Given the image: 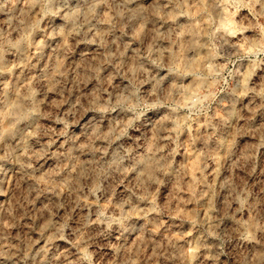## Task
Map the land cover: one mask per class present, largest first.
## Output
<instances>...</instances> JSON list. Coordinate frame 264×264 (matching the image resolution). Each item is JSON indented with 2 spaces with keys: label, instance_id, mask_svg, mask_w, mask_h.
Listing matches in <instances>:
<instances>
[{
  "label": "rangeland",
  "instance_id": "1",
  "mask_svg": "<svg viewBox=\"0 0 264 264\" xmlns=\"http://www.w3.org/2000/svg\"><path fill=\"white\" fill-rule=\"evenodd\" d=\"M125 1L51 0L39 27L11 31L7 45L0 11V264H244L262 254L243 237L264 228V51L251 27L221 39L254 10ZM13 2L20 16L29 0ZM69 10L88 16L79 33L69 34ZM140 155L157 158L154 175ZM114 217L124 225L108 229Z\"/></svg>",
  "mask_w": 264,
  "mask_h": 264
},
{
  "label": "clouds",
  "instance_id": "2",
  "mask_svg": "<svg viewBox=\"0 0 264 264\" xmlns=\"http://www.w3.org/2000/svg\"><path fill=\"white\" fill-rule=\"evenodd\" d=\"M233 8H250L253 11L251 17H245L241 20L233 19L231 26L227 29L226 34L221 37L224 44H230V41L233 38L240 39L242 38V34L248 31V28H253L254 35L257 38V43L261 44L259 51H264V31L260 29H264V0H235V2L230 5ZM16 8V3L13 0H0V11L7 10L9 13L8 19L4 21V25L8 26L9 31L5 32V45L9 42L7 40V36L11 31H16L19 28H24L27 26L29 33L32 29L39 27L40 20L47 17L51 12V0H29V2L25 5V10L20 16L12 15L11 12ZM39 9L35 13L36 20L32 22V14L34 9ZM60 10L57 9L56 13H52L53 15L59 14ZM69 22L73 25L71 34H76L81 32L86 28L89 24L88 16L85 15L84 12H72L69 10L67 17ZM16 21L19 23L17 24ZM91 29H88L90 31ZM20 41H16L12 46L15 47L19 44ZM250 43V42H249ZM178 127V126H177ZM246 193L240 192L238 195L233 196V200L237 201L241 208L245 205ZM240 210V209H238ZM107 223V228L111 229L114 224L123 226L124 220L123 218H110L105 221ZM257 231L264 232V228L254 229L252 233L243 237L245 240L255 241L256 245L261 249L262 254L258 257L248 256L244 259V264H264V236H261L259 239L255 234ZM90 260L91 257H88Z\"/></svg>",
  "mask_w": 264,
  "mask_h": 264
},
{
  "label": "bare ground",
  "instance_id": "3",
  "mask_svg": "<svg viewBox=\"0 0 264 264\" xmlns=\"http://www.w3.org/2000/svg\"><path fill=\"white\" fill-rule=\"evenodd\" d=\"M122 1H123V0H122ZM127 1H128V0H127ZM127 1H125V2H127ZM131 1H132V0H131ZM129 5H130V4H129ZM129 8H130V10H131V7H129ZM133 8H134V7H133ZM133 8H132V10L130 11V13H129V12H128V13L130 14V16H132V18H133V17H136V18H137V16L140 14V10L138 9V7H137V8H134V9H133ZM220 13H221V12H220ZM222 13H223V12H222ZM2 17H3V16H2ZM128 17H129V16H128ZM138 17H139V16H138ZM5 18H6V16H5ZM5 18H4V19H5ZM130 18H131V17H130ZM65 19H66V18H65ZM224 22L226 23V21H223V22L221 23L222 27H224L223 25H225ZM70 26H71V25H70ZM226 29H227V28H226ZM59 30H60V29H59ZM222 30L224 31V29H222ZM192 31H193V30H192ZM58 32H59V31H58ZM60 32H61V31H60ZM60 32H59V33H60ZM192 35H193V34H192ZM192 37H193V36H192ZM13 48H14V47H13ZM15 50L17 51V49H15ZM2 61H3V57L0 55V64L2 63ZM46 72H47V71H46ZM42 74H43V73H42ZM47 75H48V74H47ZM45 76H46V75H45ZM39 77H40V76H39ZM46 77H47V76H46ZM46 77H44L43 79L46 80V79H45ZM47 78H48V77H47ZM36 79H37V77H36ZM40 79H41V78H40ZM41 80H42V79H41ZM41 82H42V81H41ZM44 83H45V82H44ZM48 83H49V81H48ZM45 84H46V83H45ZM42 85H43V84H42ZM29 91H30V90H29ZM25 94H27V95H25V96H30L32 93L29 94L28 91H27ZM33 95H34V94H33ZM33 95H32V96H33ZM25 96H24V99L21 98V99L16 103L15 108L18 109L19 111H20L21 108L23 107L22 103H24ZM30 97H31V96H30ZM26 98H27V97H26ZM28 98H29V97H28ZM28 98H27V99H28ZM27 99H26V100H27ZM30 99H32V97H31ZM30 99H29V100H30ZM29 100H27V101L29 102ZM222 121L225 122V120H222ZM224 122H223V123H224ZM227 122H228V121H227ZM225 123H226V122H225ZM225 123H224V124H225ZM224 124H223V125H224ZM227 124H228V123H227ZM225 125H226V124H225ZM224 129H226V128H224ZM146 153H148V152H146ZM143 154H144V153H143ZM227 154H228V153H227ZM227 156H229V155H227ZM116 157H117V156H116ZM150 157H151V156H150ZM150 157H148V155H147V156H143V157H141V155H140V156H139V159L137 158V159H138V160H137L138 163H136L137 166H138V164L140 165L139 167H141V170L143 171V173H145V174L148 175L149 177L152 176V175H154V171H155L157 165H160V163H159L158 161L155 160V159H157L156 157H155V159H152V158H150ZM152 157H153V156H152ZM117 158H118V157H117ZM225 158H226V157H225ZM111 159L113 160V157H112ZM158 160H159V158H158ZM224 160H225V159H224ZM114 161H115V160H114ZM117 161H118V159H117ZM164 162H165V161H164ZM112 163H113V162H112ZM115 163H116V162H115ZM162 163H163V161H162ZM116 164H117V163H116ZM116 164H115V165H116ZM165 164H166V163H165ZM111 165H112V164H111ZM79 166H80V165H79ZM117 166H118V165H117ZM117 166H115V167H117ZM167 166H168V165H167ZM167 166H165V167L167 168ZM158 167H159V166H158ZM158 167H157V168H158ZM162 167H163V166H162ZM162 167H161V169H163ZM80 168H81V167H80ZM166 168H164V169H166ZM158 169H159V168H158ZM166 170H167V169H166ZM212 171L214 172V170H212ZM155 172H156V171H155ZM217 172H218V171H217ZM212 174H213V173H212ZM214 174H215V173H214ZM216 174H217V173H216ZM218 175H219V174H218ZM215 176H216V175H215ZM213 177H214V176H212V179H213ZM151 178H152V177H151ZM253 178H254V176H253ZM152 179H153V178H152ZM214 180H215V179H214ZM215 182H216V180H215ZM209 194H210V193H209ZM209 194H208V201H209V199L212 197V196H211V197L209 198ZM206 196H207V194H206ZM202 198H203V197H202ZM203 199H204V198H203ZM206 199H207V197H206ZM206 199H205V200H206ZM212 199H213V198H212ZM205 200H204V202H208V201H205ZM210 200H211V199H210ZM91 203H92V202H91ZM80 204H81V203H80ZM83 204H84V203H83ZM78 205H79V204H78ZM88 205H90V203H89V204H85L86 207H87ZM92 205H93V204H92ZM205 205H207V204L205 203ZM209 205L212 206V204H209V203H208L207 207H205L206 210H204L206 213H208L207 210H210V209H209ZM81 206H82V205H81ZM78 207H80V206H78ZM94 207H95V206H94ZM94 207H93V208H94ZM236 207H237V206H236ZM210 208H211V207H210ZM87 209H88V207H87ZM87 209H86V210H87ZM234 209H236V208H234ZM251 209H252V208H251ZM211 210H212V209H211ZM211 210H210V211H211ZM204 211H203V212H204ZM84 212H85V211H84ZM207 215H208V214H207ZM228 216H229V215H228ZM230 217H231V216H230ZM232 217H235V216L232 215ZM208 218H209V217H208ZM227 219H228V218H227ZM234 219H235V218H234ZM84 220H85V219H84ZM84 220H83V221H84ZM206 220H207V219H206ZM229 221H230V220H229ZM88 222H89V221H88ZM229 223L231 224V227H232V225H234L235 222L232 220V221H230ZM229 223H228V224H229ZM237 223H239V222H237ZM83 224H84V223H83ZM90 224H91V223H90ZM251 224H254L253 221H251ZM92 225H93V224H92ZM94 225H95V224H94ZM98 225H99V224H98ZM98 225H97V226H98ZM241 225H242V224H241ZM95 226H96V225H95ZM234 227H235V226H234ZM234 227H232V228H234ZM232 228H231V229H232ZM237 228H238V227H237ZM237 228H236V229H237ZM233 230H234V229H233ZM242 231H243V230H242ZM237 232H238V229H237ZM237 232H235V233H237ZM237 234H240V233H237ZM238 236H241V235H238ZM244 241H246V240H244ZM242 242H243V241H242ZM245 243H248V241H246ZM250 243L253 244V241L250 242ZM249 245H250V244H249ZM197 247H198V246H197ZM197 247H194V248H197ZM203 247H204V246H203ZM206 247H207V246H206ZM206 247H205V248H206ZM191 249H192V251H193V248H191ZM191 249L189 248V251H190ZM198 249H199V248H198ZM198 249H197V250H198ZM201 249H202V247H201ZM207 249H208V248H207ZM177 250H178V249H177ZM180 250H181V249H180ZM194 250H196V249H194ZM203 250H204V249H203ZM172 251H174V250H172ZM189 251H187V254H188ZM192 251H191V252H192ZM206 251H207V250H206ZM180 252H181V251H180ZM180 252H179V253H180ZM179 253H178V254L176 253V255H179ZM189 253H190V252H189ZM193 253H195L194 255H196L197 251H196V252L194 251V252L190 253V258H192ZM200 253H201V252H200ZM207 253H208V251H207ZM210 253H211V252H210ZM63 254H64V253H63ZM173 254H174V253H173ZM184 254H185V252H184ZM204 254H206V253H203L202 255L204 256ZM202 255H201V256H202ZM174 256H175V255H174ZM174 256L172 255L171 257L174 258ZM203 256H202V257H203ZM257 256H258V255H257ZM171 257H170V255L168 256V258H169L170 260H171ZM193 257H194V256H193ZM195 257H196V256H195ZM204 257H205V256H204ZM207 257H208V256H207ZM177 258H178V257H177ZM177 258H175V259H177ZM178 259H179V258H178ZM194 259H196V258H194ZM198 259H199V258H198ZM198 259H197V260H198ZM201 259H202V258H201ZM187 260H189V259H187ZM197 260H196V261H197ZM199 260H200V259H199ZM167 261H168V260H167ZM181 261H182V260H181ZM196 261H195V262H196ZM200 261H201V260H200ZM204 261H205V260H204ZM204 261H203V262H204ZM186 262H187V261H186ZM190 262H191V261H190ZM190 262H189V263H190ZM197 262H198V261H197ZM198 263H199V262H198ZM211 263H212V262H211ZM190 264H193V263H190ZM200 264H201V263H200Z\"/></svg>",
  "mask_w": 264,
  "mask_h": 264
}]
</instances>
